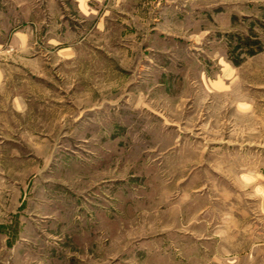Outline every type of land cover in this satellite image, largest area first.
<instances>
[{
  "label": "rangeland",
  "instance_id": "obj_1",
  "mask_svg": "<svg viewBox=\"0 0 264 264\" xmlns=\"http://www.w3.org/2000/svg\"><path fill=\"white\" fill-rule=\"evenodd\" d=\"M211 1L170 36L116 25L72 51L39 38L9 56L0 264H211L198 210L240 187L220 145L243 142L247 168L264 157V0Z\"/></svg>",
  "mask_w": 264,
  "mask_h": 264
},
{
  "label": "crops",
  "instance_id": "obj_2",
  "mask_svg": "<svg viewBox=\"0 0 264 264\" xmlns=\"http://www.w3.org/2000/svg\"><path fill=\"white\" fill-rule=\"evenodd\" d=\"M194 2L0 0V90L5 85L7 67L13 66L9 56L20 57L21 53H29L36 47L39 38L44 39L43 45H40L44 51L51 52L54 42L59 52H68L74 50L77 43L79 46L88 43L89 36L96 33L107 34L116 25L121 27V34L127 37H141L149 32L170 36L174 34V29H178L177 21L180 19H195L196 13L200 12L211 16V11L219 6L213 7L211 0H203L200 2L203 4L197 9V6H192ZM149 4L151 8L148 7ZM218 8L226 11L223 7ZM221 12L225 14L224 11ZM161 26L165 29H161ZM184 27L197 34L195 27L187 24ZM208 30L204 28V33ZM68 36H73L72 41L68 42ZM24 58L27 61L21 62L22 67L33 68L34 59ZM19 64L16 63L14 68H19ZM223 68L228 69V63ZM219 77L224 82L221 75ZM207 146V140H194L189 145L191 148L203 147L204 151ZM220 147L224 149L221 152L222 161L229 170L226 172V179L238 181L240 187L236 186L222 193V206L213 207L211 204V207L198 210L207 212L211 219L204 221V238L205 242L215 246L206 252V256L210 258L211 264H264V157L257 160V165L254 163L247 168L243 166L245 162L240 156L243 153V142L237 138L225 139ZM208 153L205 151L202 154L205 156ZM245 181H248V188L244 186ZM245 194L248 196L245 197ZM248 201H251L250 206Z\"/></svg>",
  "mask_w": 264,
  "mask_h": 264
}]
</instances>
